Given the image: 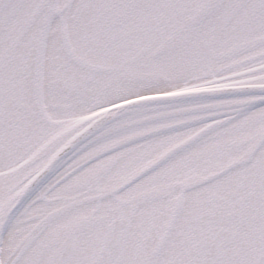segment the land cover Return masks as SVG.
<instances>
[{"label": "snow or ice", "instance_id": "6c2138e0", "mask_svg": "<svg viewBox=\"0 0 264 264\" xmlns=\"http://www.w3.org/2000/svg\"><path fill=\"white\" fill-rule=\"evenodd\" d=\"M0 264H264V0H0Z\"/></svg>", "mask_w": 264, "mask_h": 264}]
</instances>
